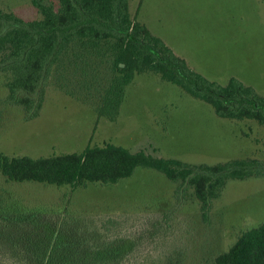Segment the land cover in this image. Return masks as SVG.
<instances>
[{"label": "rangeland", "instance_id": "1", "mask_svg": "<svg viewBox=\"0 0 264 264\" xmlns=\"http://www.w3.org/2000/svg\"><path fill=\"white\" fill-rule=\"evenodd\" d=\"M137 7L138 20L191 68L222 84L235 76L264 96V0H129L131 16ZM0 8L26 19L40 16L31 0H0ZM83 65L53 70L40 112L27 120L20 108L3 103L8 74L0 73L1 151L39 156L113 142L186 162L264 159L263 126L218 116L155 72L134 75L116 119L98 115L95 85L106 70L100 64L92 76ZM175 189L145 166L117 183L85 187L7 181L0 174V200L23 209L13 205L0 220V251L10 256L18 247L23 256L25 235L41 231L35 224H63L90 240H131L124 264H211L241 231L264 222V176L229 180L206 218L197 201L178 200Z\"/></svg>", "mask_w": 264, "mask_h": 264}, {"label": "trees", "instance_id": "2", "mask_svg": "<svg viewBox=\"0 0 264 264\" xmlns=\"http://www.w3.org/2000/svg\"><path fill=\"white\" fill-rule=\"evenodd\" d=\"M31 2L40 15L37 18L26 19L0 8V73L8 74L3 103L20 108L24 119L40 112L53 70L83 63L92 76L98 73L100 64L106 70L104 79L95 85V110L110 120L116 119L125 88L134 75L150 71L209 103L218 116L253 119L264 127L263 95L235 76L222 84L191 68L138 20L139 7L130 15L129 0ZM1 110L0 107V116ZM139 166L156 169L176 183L177 199L190 196L197 201L203 218L229 180L264 176V159L257 157L186 162L142 149L132 151L113 142L39 156L9 155L0 150V174L15 182L71 187L114 184L132 175ZM9 208L7 201L0 200V220ZM34 226L41 231L36 237L25 235V254L20 256L18 247L7 251L10 256L0 251V264H124V254L134 247L129 239L90 240L79 229L63 228V224ZM211 264H264V222L241 231L227 250L214 256Z\"/></svg>", "mask_w": 264, "mask_h": 264}, {"label": "crops", "instance_id": "3", "mask_svg": "<svg viewBox=\"0 0 264 264\" xmlns=\"http://www.w3.org/2000/svg\"><path fill=\"white\" fill-rule=\"evenodd\" d=\"M142 22V21H141ZM144 23V22H143ZM145 24V23H144ZM146 25V24H145ZM147 26V25H146ZM148 27V26H147ZM150 30V29H149ZM151 31V30H150ZM152 32V31H151ZM153 33V32H152ZM155 34V33H154ZM157 35V34H156ZM162 40L164 41V39L162 38ZM172 50H173V47H171V44H168L166 42V40L164 41ZM174 51V50H173ZM184 58V57H183Z\"/></svg>", "mask_w": 264, "mask_h": 264}]
</instances>
